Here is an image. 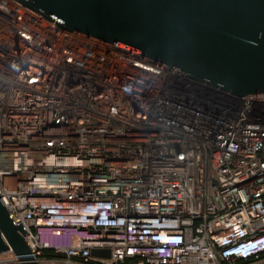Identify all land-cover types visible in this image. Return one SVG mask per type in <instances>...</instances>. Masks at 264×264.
Masks as SVG:
<instances>
[{
    "label": "built area",
    "instance_id": "built-area-1",
    "mask_svg": "<svg viewBox=\"0 0 264 264\" xmlns=\"http://www.w3.org/2000/svg\"><path fill=\"white\" fill-rule=\"evenodd\" d=\"M0 203V264H264V92L0 0Z\"/></svg>",
    "mask_w": 264,
    "mask_h": 264
},
{
    "label": "water",
    "instance_id": "water-1",
    "mask_svg": "<svg viewBox=\"0 0 264 264\" xmlns=\"http://www.w3.org/2000/svg\"><path fill=\"white\" fill-rule=\"evenodd\" d=\"M80 30L242 96L264 92V0H18ZM21 222L0 203V253L33 258ZM109 256L108 250H91ZM30 264H37L30 262Z\"/></svg>",
    "mask_w": 264,
    "mask_h": 264
},
{
    "label": "trees",
    "instance_id": "trees-1",
    "mask_svg": "<svg viewBox=\"0 0 264 264\" xmlns=\"http://www.w3.org/2000/svg\"><path fill=\"white\" fill-rule=\"evenodd\" d=\"M250 260H241V261H238L236 262L235 264H245V263H248Z\"/></svg>",
    "mask_w": 264,
    "mask_h": 264
}]
</instances>
